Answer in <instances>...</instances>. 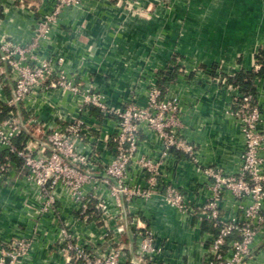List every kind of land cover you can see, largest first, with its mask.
Returning a JSON list of instances; mask_svg holds the SVG:
<instances>
[{"label": "crops", "instance_id": "obj_1", "mask_svg": "<svg viewBox=\"0 0 264 264\" xmlns=\"http://www.w3.org/2000/svg\"><path fill=\"white\" fill-rule=\"evenodd\" d=\"M55 1L1 0L0 36L30 42L38 19L52 10ZM150 1L83 0L77 7L63 10L36 53L40 59L62 57L69 76L102 92L112 109L131 100L145 105L150 85L157 82L160 71L173 67L171 60L179 55L189 77L186 73L178 75L168 90L181 97V131L195 147V157L175 148L162 157L160 139L145 126L136 158L129 167L128 181L147 186L148 172L137 160H160V191L146 199L126 201L122 197L123 204L118 205L110 186L100 185L95 192L88 184L85 189L90 202L83 213L79 202L59 187L55 210L41 213L39 190L27 179L23 160L9 157L8 150L0 144V166L6 165L0 178V247L18 236L34 240L32 249L17 264H71L69 254L61 251L58 244L59 228L64 224L82 246L100 247L114 241L123 248L122 260L130 263L138 223L155 233L160 248L156 264H205L212 233L203 229L205 220L195 214L211 194L213 178L205 174L204 168L218 166L229 174L236 173L244 148L240 121L230 112L241 92L223 78L237 71L258 69L255 55L264 50V0H249L245 4L248 9H234L231 18L219 20L223 26L216 32L209 30V19L206 27L194 30L193 13L189 12L194 3L190 0H153V14L148 19L127 8L132 3L139 7ZM240 1L234 0L235 8ZM0 65V103L7 104L14 81L10 67L4 62ZM213 65L217 66V75L211 74ZM255 84L256 100L263 112L259 128L264 132V73L255 79ZM16 108L27 121L26 149H37L42 135L56 124L82 118L94 140L96 173H104L113 152L111 134L116 130V116L95 106L85 107L81 95L63 89L33 92ZM261 153L264 155V149ZM167 185L178 187L194 212L171 207L163 195ZM249 202L250 198L241 200L227 190L220 202L221 215L241 219V204ZM5 260L10 261L8 257ZM249 263L264 264V241L255 246Z\"/></svg>", "mask_w": 264, "mask_h": 264}, {"label": "built area", "instance_id": "obj_2", "mask_svg": "<svg viewBox=\"0 0 264 264\" xmlns=\"http://www.w3.org/2000/svg\"><path fill=\"white\" fill-rule=\"evenodd\" d=\"M83 0H56L50 12L42 15L28 43H21L8 36H0V62L10 67L14 81L12 97L5 102L9 105L24 103L27 97L37 91L63 89L79 94L83 105L95 106L117 117L116 130L111 134L113 152L105 164L104 173H96L98 158L94 155L90 129L82 118L62 121L46 132V138L39 141L37 149H18L14 139L27 121L17 112L9 111L0 121V144L10 152L23 158L27 179L39 190L40 212H53L58 199V188H64L79 202L85 213L90 202L86 187L92 185L110 186L117 204L123 198L130 201L135 197L149 198L161 189L157 165L160 160L140 157L137 161L147 171V186L131 185L128 181L129 167L136 158L143 132L146 128L156 132L162 144V157L169 155L173 148L195 157V147L181 131V97L170 89L163 92L157 82L150 85L147 103L140 105L134 100L122 107L109 108L104 95L90 86L77 82L64 68L62 57L40 59L36 53L41 42L49 38L53 26L64 9L79 6ZM2 4L0 0V12ZM1 72V65H0ZM228 83L227 78H223ZM2 84L0 83V91ZM0 100L2 96L0 94ZM231 114L240 121L244 137V148L240 169L229 174L221 167L204 168L210 184L211 194L207 202L195 211L202 219L212 220L219 232L212 235L205 264H250L254 248L264 241V132L259 128L263 112L252 94L239 95L230 108ZM91 148L86 152V148ZM6 165L0 166V178ZM231 191L237 198H250L242 203L243 216L224 218L221 215V198L225 191ZM166 202L178 211L194 210L186 202L184 194L174 185L165 186ZM123 197V198H122ZM58 244L61 251L69 254L70 263L80 264H156L160 248L156 245L155 233L146 225L137 224L136 248L130 263L122 260L123 248L107 241L100 247H85L79 244L67 225H60ZM33 237L18 236L6 246L0 247V264H17L33 247ZM228 245L225 252L223 248ZM10 261H6L5 258Z\"/></svg>", "mask_w": 264, "mask_h": 264}, {"label": "trees", "instance_id": "obj_3", "mask_svg": "<svg viewBox=\"0 0 264 264\" xmlns=\"http://www.w3.org/2000/svg\"><path fill=\"white\" fill-rule=\"evenodd\" d=\"M181 57L179 55L173 56L171 60L172 68L168 67L165 70L160 71L158 76L157 84L162 89L163 92H166L171 82H174L179 73L181 72V65L178 64L179 59ZM256 62L258 64V69L256 71H237L233 75L227 77L229 83L237 86L240 89V92L243 94H252L256 98V84L255 79L261 76L264 73V50H259V52L255 55ZM216 65L211 66V74L217 75L216 73ZM189 77V74H188ZM9 111L17 112V108L15 105H9L0 103V121L7 117ZM27 125V124H26ZM28 138V132L26 129H23L22 132L17 135L14 139V144L18 149H23L25 145V141ZM46 135H42V139H45ZM9 157L13 159H22V157H18L16 152H10L8 150ZM4 157V155H2ZM24 162V160H23ZM203 229H208L212 235H216L219 232L218 226L214 225L212 220L204 219ZM229 246L226 245L223 250L226 252ZM72 264H80V263H72Z\"/></svg>", "mask_w": 264, "mask_h": 264}, {"label": "rangeland", "instance_id": "obj_4", "mask_svg": "<svg viewBox=\"0 0 264 264\" xmlns=\"http://www.w3.org/2000/svg\"><path fill=\"white\" fill-rule=\"evenodd\" d=\"M135 1V0H133ZM137 1V0H136ZM146 1V0H145ZM160 2H164L165 3H169L170 0H159ZM193 1V7L189 8V12L193 13V17H194V22H193V27L194 30L196 27L201 28L202 26L206 27V20L209 19L212 22L208 23L209 24V30H214L216 31H220V27L223 26V23L220 22V19H224L225 17L227 19L231 18V14H233L234 9H246L247 7H245L246 3H249V0H241L238 4V7L234 5V0H190ZM152 2L153 0H151L148 4H146L145 6H139V7H135L132 6V4L128 5V9L131 11H137L139 12V16L142 18H150L152 17L153 14V10L154 7L152 6ZM157 4V3H156ZM248 9V8H247ZM204 17V23H201V20ZM178 62H181V72L180 74H189V71L187 70V68L183 67V59L180 58Z\"/></svg>", "mask_w": 264, "mask_h": 264}, {"label": "water", "instance_id": "obj_5", "mask_svg": "<svg viewBox=\"0 0 264 264\" xmlns=\"http://www.w3.org/2000/svg\"><path fill=\"white\" fill-rule=\"evenodd\" d=\"M17 105H19V102H17ZM134 257V256H133Z\"/></svg>", "mask_w": 264, "mask_h": 264}]
</instances>
